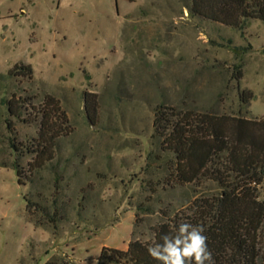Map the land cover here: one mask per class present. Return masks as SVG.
I'll return each mask as SVG.
<instances>
[{
  "label": "rangeland",
  "instance_id": "374dc122",
  "mask_svg": "<svg viewBox=\"0 0 264 264\" xmlns=\"http://www.w3.org/2000/svg\"><path fill=\"white\" fill-rule=\"evenodd\" d=\"M190 6L0 0V264H94L220 197L208 177L177 180L155 114L264 120V22L227 26ZM259 249L264 264V225Z\"/></svg>",
  "mask_w": 264,
  "mask_h": 264
},
{
  "label": "trees",
  "instance_id": "16d2710c",
  "mask_svg": "<svg viewBox=\"0 0 264 264\" xmlns=\"http://www.w3.org/2000/svg\"><path fill=\"white\" fill-rule=\"evenodd\" d=\"M190 13L241 27L249 20L264 22V0H191ZM13 69L21 76L32 74L29 65ZM12 100L8 101V112L19 119L21 107ZM85 101L89 114V105L95 110V99L89 100L86 95ZM154 127L175 154L176 178L180 183L192 184L208 177L222 189L219 198L196 205V209L203 211L176 216L156 225L155 241L160 242L162 235L173 233L180 223L202 225L215 264H260L264 200H259L257 192L264 190V120L211 113L180 117L160 106ZM10 145L14 153L20 152L13 139ZM47 145L42 152H46ZM13 168L21 178L17 160ZM151 243L152 240L136 238L133 231L126 250L104 247L98 264H160L147 252Z\"/></svg>",
  "mask_w": 264,
  "mask_h": 264
},
{
  "label": "clouds",
  "instance_id": "9594fccd",
  "mask_svg": "<svg viewBox=\"0 0 264 264\" xmlns=\"http://www.w3.org/2000/svg\"><path fill=\"white\" fill-rule=\"evenodd\" d=\"M204 232L202 225L180 223L173 233L162 235L160 242L153 238L147 252L160 264H215Z\"/></svg>",
  "mask_w": 264,
  "mask_h": 264
}]
</instances>
